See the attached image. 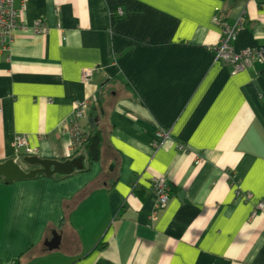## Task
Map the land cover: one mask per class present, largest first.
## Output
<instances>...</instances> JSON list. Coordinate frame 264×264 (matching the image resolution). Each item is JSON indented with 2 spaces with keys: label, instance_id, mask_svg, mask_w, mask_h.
<instances>
[{
  "label": "crops",
  "instance_id": "obj_1",
  "mask_svg": "<svg viewBox=\"0 0 264 264\" xmlns=\"http://www.w3.org/2000/svg\"><path fill=\"white\" fill-rule=\"evenodd\" d=\"M14 9L12 40L0 37V163L25 157L17 136L33 156L68 160L62 124L87 100L80 125L100 149L87 164L80 147L69 159L84 154V167L67 176L0 178V263L264 264V216L252 217L264 203V63L232 74L213 51L219 25L239 18L234 49L264 46V0H26L25 9L14 0ZM35 22L47 32L36 35ZM159 128L169 139L155 149ZM153 176L171 190L155 213Z\"/></svg>",
  "mask_w": 264,
  "mask_h": 264
},
{
  "label": "built area",
  "instance_id": "obj_2",
  "mask_svg": "<svg viewBox=\"0 0 264 264\" xmlns=\"http://www.w3.org/2000/svg\"><path fill=\"white\" fill-rule=\"evenodd\" d=\"M21 5L22 8L25 9L26 0H21ZM118 14L121 15V12L118 11ZM18 17L19 12L14 9V0H0V37L2 46L9 44L12 40V33L15 30ZM219 26L220 39L213 47L216 62H220L231 68L232 74L244 72L250 68L254 62L264 63V46L248 47L240 51L234 49L233 42L235 40L236 32L243 27V20L241 18L236 19L231 23H221ZM32 30L36 35L45 34L47 32V28L40 22H35ZM91 75L92 71L90 69L82 70V78L84 80L90 78ZM90 109L91 101L76 102L72 114L62 124V130L67 133L70 142L64 156L66 159L71 158L73 153L79 150L89 137V132L84 130L80 125V122L86 118V114ZM155 137L156 140L153 146L154 148H158L164 140L169 139V133L159 128L155 133ZM13 145L19 156L23 155L25 157H30L36 154V149L29 146L27 136H17ZM177 148L179 150H184L183 145H178ZM199 162L200 159L197 158L195 163L198 165ZM150 190L155 197L153 204L154 213L163 210L167 206L171 196V190L166 178L162 176L151 177ZM237 194L239 196V191ZM243 197L246 201L250 199L249 194H244ZM258 214L264 216V203H259L254 207L252 217ZM7 264L13 263L10 262Z\"/></svg>",
  "mask_w": 264,
  "mask_h": 264
},
{
  "label": "water",
  "instance_id": "obj_3",
  "mask_svg": "<svg viewBox=\"0 0 264 264\" xmlns=\"http://www.w3.org/2000/svg\"><path fill=\"white\" fill-rule=\"evenodd\" d=\"M88 122L90 125L95 123V119L90 114L88 116ZM83 156L68 159L65 161H57L51 159H42L37 156L24 157L18 163L12 159H8L3 163H0V178L4 184H12L14 182L32 180L38 175H43L46 178H50L54 175L67 176L77 170H81L84 167ZM27 168H22V166ZM54 239L48 244L49 249L56 247V241H58L56 234H53Z\"/></svg>",
  "mask_w": 264,
  "mask_h": 264
},
{
  "label": "trees",
  "instance_id": "obj_4",
  "mask_svg": "<svg viewBox=\"0 0 264 264\" xmlns=\"http://www.w3.org/2000/svg\"><path fill=\"white\" fill-rule=\"evenodd\" d=\"M83 150L86 149V155H87V164L89 162H96L99 159V149H100V138L98 134H92L89 133V137L86 141V143L81 147ZM80 148V149H81ZM79 149V150H80ZM79 150L76 151V153L79 152ZM81 155V154H79ZM84 156V154H83ZM85 157V156H84Z\"/></svg>",
  "mask_w": 264,
  "mask_h": 264
},
{
  "label": "rangeland",
  "instance_id": "obj_5",
  "mask_svg": "<svg viewBox=\"0 0 264 264\" xmlns=\"http://www.w3.org/2000/svg\"><path fill=\"white\" fill-rule=\"evenodd\" d=\"M81 74H82V72H81ZM161 129H162V128H161ZM162 130H164V129H162ZM167 133H168V132H167ZM166 140H168V139H166ZM164 141H165V140H164ZM164 141H163V142H164ZM163 142H162V143H163ZM162 143H161V144H162ZM161 144L159 145V147L161 146ZM81 147H82V146H81ZM159 147H158V148H159ZM158 148H155V149H158ZM23 166H24V165H23ZM25 167H26V166H25Z\"/></svg>",
  "mask_w": 264,
  "mask_h": 264
}]
</instances>
